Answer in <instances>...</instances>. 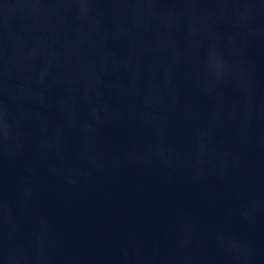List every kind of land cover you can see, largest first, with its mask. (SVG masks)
<instances>
[{
  "label": "water",
  "instance_id": "95a60500",
  "mask_svg": "<svg viewBox=\"0 0 264 264\" xmlns=\"http://www.w3.org/2000/svg\"><path fill=\"white\" fill-rule=\"evenodd\" d=\"M0 264H264V0H0Z\"/></svg>",
  "mask_w": 264,
  "mask_h": 264
}]
</instances>
